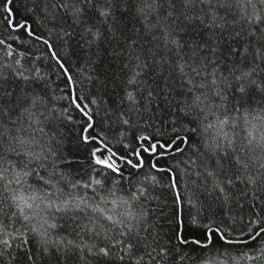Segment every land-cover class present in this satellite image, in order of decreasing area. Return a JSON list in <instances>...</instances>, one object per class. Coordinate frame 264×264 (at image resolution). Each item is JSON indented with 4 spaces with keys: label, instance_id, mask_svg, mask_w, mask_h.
<instances>
[{
    "label": "snow or ice",
    "instance_id": "6c2138e0",
    "mask_svg": "<svg viewBox=\"0 0 264 264\" xmlns=\"http://www.w3.org/2000/svg\"><path fill=\"white\" fill-rule=\"evenodd\" d=\"M16 5L0 0V264L264 260V0ZM101 45L119 74L97 72Z\"/></svg>",
    "mask_w": 264,
    "mask_h": 264
},
{
    "label": "trees",
    "instance_id": "16d2710c",
    "mask_svg": "<svg viewBox=\"0 0 264 264\" xmlns=\"http://www.w3.org/2000/svg\"><path fill=\"white\" fill-rule=\"evenodd\" d=\"M26 4L28 6H31L30 0H17L16 6H17L19 13L21 15L24 13V9H25ZM112 43L114 44L115 42L113 41ZM108 47H109L108 45H101L102 51H101L99 61L96 64V69H97V72H99L101 75H107V76L111 77L114 74H119L120 63H119V61L114 60V58L108 54ZM83 55H84L83 51L79 50L78 46L73 41L71 43V52H70V56H69L70 66H72L74 69L76 67L82 66V59L81 58L83 57ZM84 82H85V84L87 83L86 80ZM102 117H103V112H101L100 117H97V119H101ZM67 132H68L70 137L73 135L71 127H69L67 129ZM68 147L71 149V147H72L71 143H69ZM166 212H167V208L159 209L157 212V215H155L153 217V220H152V223H154L156 230L159 231L162 236H164V234L167 233V231H168V225L166 222V218L162 214V213H166ZM251 247L255 248L256 245L253 244V245H251ZM200 252H201L200 249L193 248V249H191L190 254L193 256H199ZM234 254H238L235 249H234ZM243 264H264V260L254 261V262H243Z\"/></svg>",
    "mask_w": 264,
    "mask_h": 264
}]
</instances>
